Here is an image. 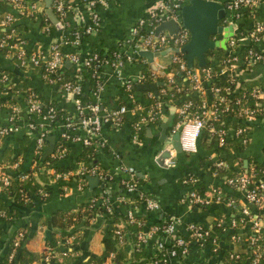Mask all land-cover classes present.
I'll return each instance as SVG.
<instances>
[{"label": "crops", "instance_id": "obj_1", "mask_svg": "<svg viewBox=\"0 0 264 264\" xmlns=\"http://www.w3.org/2000/svg\"><path fill=\"white\" fill-rule=\"evenodd\" d=\"M22 1L27 5L35 3L36 8L30 10L28 6L20 7L9 2L0 1V28L1 30H6L7 27L12 28L16 39L22 43L25 49L39 50L45 57L49 54L50 45L54 40L72 33L77 27L89 21V9L81 0H66L67 11L62 18L55 12L52 0ZM158 1L103 0L96 5V11L100 18L99 27L95 33L89 36L93 38L94 42H83L81 47L65 44L62 50L64 53H70L80 49L82 55L91 53L95 49V45L104 50H117L124 57L120 67L124 77L136 78L142 73L147 75L148 79L134 82L132 86L135 101L147 109L151 103L161 100L163 102L162 115L156 121L143 124L136 140L133 138V121L137 117V113L130 110L125 113L119 126L114 127L112 124L103 126L102 134L108 141L109 149L96 151L94 163L89 162L88 164H94L98 167V170L109 173L106 178L101 177L98 173L88 174L97 176L98 179L89 181L86 176L82 188H78L75 175L71 176L66 188H63V183L59 185L54 181L47 182V186L51 187L48 199L37 202L32 207L20 205L12 197L5 196L0 186V202L9 209L15 210L11 220L4 222L2 225L0 262L3 258H6V255L4 256V242L7 234L13 228L21 227L23 232H25V229L28 231V236L23 240L22 247H26L36 255L33 264H111L110 256L105 257L102 261L106 242L117 240L113 226H110V220L106 218L109 211L105 204L109 202L113 208L123 211L131 210L143 219L144 238L140 240L139 246L143 255L150 258L144 264H249L250 259L248 257L244 258L243 261L232 260L227 262L226 259V257H230V253L229 256L225 255L229 250L230 252L248 253V250L242 247V240L236 241L231 234L229 235V232L235 229L229 223L230 217L235 216V212L232 208L221 203H212L209 208L191 203L189 191L192 184L186 182L185 177L192 175L197 178L196 183L205 182L208 186L211 184L221 186L224 191L240 203L248 204L253 215L259 217V224L262 226L264 222V203L258 207L247 203L244 193L225 183L224 175L218 176L212 166L215 159L223 156L230 159L240 156L243 159L242 165L249 170L255 167L256 164L264 166V113L250 122L247 132L248 139L246 141L239 139L238 145H231L228 151L218 152L215 148L204 146L201 143V136L198 138L196 151L189 152L182 148L180 151L175 150L173 142L175 141L176 129L179 127L178 101L173 98L172 93L164 94L161 91L163 87L168 86V73L172 72L170 70V54L166 52L156 55L150 61L148 57L140 53V50L133 51L132 46L125 43L132 27ZM185 1L187 0H183V2ZM217 1L227 6L230 0ZM252 7L254 9L251 14L244 17L240 16L236 21L232 19L231 11H227L226 8V15L225 18L221 19V23L223 27L231 28L218 32L213 37L217 40L224 38L226 45L229 37L236 32L239 33V30L242 31L241 28H251L256 22L264 25V0H259ZM246 8L249 7L243 6L241 10L243 11ZM48 10L55 13L56 22L47 13ZM7 14L11 15L12 18L8 25H3L1 21ZM238 21H242L244 25L241 28L238 26L239 30L235 27V23H238ZM46 26L49 27L48 30L45 29ZM230 30L231 35H224V33H229ZM247 44L246 39H239L236 49L238 51L244 49ZM258 45L264 51V37ZM227 51H229L228 48ZM163 55H166L167 58ZM74 67L75 64L66 58L58 73L54 72L45 76L43 69L39 66L20 67L12 56L0 48V100L11 104L16 103L19 106V114L24 116L27 91H33L43 105L56 103L65 110L74 112V95L63 89L59 79L61 72L71 73ZM229 73L235 74L240 85L245 80L255 82L252 87L259 89L264 105V63H255L251 67H241V69L236 68ZM3 74L8 77L6 82L1 80ZM98 74L102 81L100 101L104 107L110 109L124 103L133 104L128 98V91L122 85L121 78L116 75L110 64L102 65ZM180 74L183 75L182 72ZM223 75L225 73L218 74V77ZM143 83L155 84L157 92L155 93L150 88L137 87V85ZM205 84L208 86L209 81H206ZM6 85L11 86L8 92L3 91ZM11 106L10 104L0 103V125L6 124L12 117L13 110L10 108ZM229 126L233 125L230 123ZM60 129H52L49 133L56 131L58 133L56 140L62 139L59 135ZM23 135L25 136L24 139H22ZM210 140V136H207L206 141ZM64 144L65 151L61 157L57 158L58 163L63 165L65 170L74 172L78 165L85 161L83 158L85 145L72 139H66ZM34 145L35 133L33 131L29 133L27 128L22 125L18 130L1 137L0 161L3 159V152L9 147L12 151L11 155L17 157V161H15L17 164L15 165L14 162V166H18V172L30 171L37 164ZM164 151H169V153L162 164L159 158ZM115 152L118 156L114 154ZM118 164H127L135 168L136 174L141 178V190L157 202V207L150 208L144 201L140 200H136V203L133 204L131 199L134 194L127 193L122 183L124 174L114 171V167ZM0 166L4 167L3 161L0 162ZM236 168L238 170V167ZM6 170L10 171L9 168ZM94 200L102 203L104 210L97 212L88 224H85L82 218L79 225H76V223L75 225L71 224L64 231L58 226H54L52 229L48 220L54 213H57L58 218H63L66 221V215H75L81 209L82 204ZM214 207L221 210L219 216L213 214ZM222 216L225 217V229L224 232L220 230L216 233L217 239L213 244L203 245L193 241L189 245L186 256L182 257L184 259L173 256L163 259L154 258L158 250L159 235L151 233V227L157 220L174 217L177 220L176 231L186 235L188 222L198 221L211 226L212 229H218L219 227L215 225V222L218 217ZM51 229L52 231L55 230L54 235L57 236L56 249L67 248L66 236L73 237L74 248L71 250L68 247L67 250L71 251L68 254L62 252V250L56 251L54 257L47 261L44 259V253L48 249L46 240L51 234ZM236 229L243 236L247 233L246 230L251 231L250 221ZM46 230L49 232L46 233ZM130 252L131 250L128 251L129 254ZM143 258V256H140L139 260ZM154 260L158 261L155 262ZM3 264L10 263L5 260ZM123 264H133V262L128 260Z\"/></svg>", "mask_w": 264, "mask_h": 264}, {"label": "built area", "instance_id": "obj_2", "mask_svg": "<svg viewBox=\"0 0 264 264\" xmlns=\"http://www.w3.org/2000/svg\"><path fill=\"white\" fill-rule=\"evenodd\" d=\"M2 1L19 5L20 7L28 6L30 10L36 8L35 3H29L27 5L22 0ZM81 1L89 9V21L83 27L82 32L91 35L95 33L100 24L96 5L103 0ZM258 1L259 0H230L226 8L227 11H232L235 9H241L243 6H253ZM52 4L57 15L62 18L67 11L66 0H52ZM182 4L183 0H159L157 4L150 7L146 15L141 17L132 27L130 35L125 40V43L130 44L133 51L142 49L152 51L166 50V52L170 54L171 63L177 64L178 69L189 79L190 88L196 89L201 96L200 103L196 106L192 99H186L177 106V114L179 117L178 126L181 127L179 140L180 146L183 150L189 152L196 151L198 138L205 127L208 128L210 133L217 135L218 145L225 144L227 139L232 137H240L242 141H246L248 139L247 132L250 127V122L264 113V105L262 103L259 89L257 87H252L248 91L243 90L234 101L230 102V99L223 93V89H229V86L210 85V83L207 86L205 83L206 81L210 82L212 78L218 77V74L225 73L223 76L231 77L234 82L233 90H239L240 83L237 77L235 74H230L229 72L234 71L236 68L241 69V67H251L255 63H264V51L258 45L262 39V36L259 33L264 31V25L260 22H256L249 32L243 33L239 30V25L236 22L237 24L235 23V27L239 30V33L236 32L233 36L229 37L226 44L229 53L223 58L224 65L216 72H214L211 66L197 67L195 64L193 66H188L184 57V52L181 51V47L189 40V30L186 27H180L177 33L174 34L165 30L158 34L155 32L156 25L163 19L172 18L180 22V8ZM236 15V18L238 19L240 17L238 16L239 14ZM11 18V15H5L1 24L8 25ZM45 29L48 30L49 27L46 26ZM74 33L75 35L72 38H68V36L65 35L54 40L50 45V52L46 57L39 50L25 49L22 43L16 39L13 29L0 33V48L4 49L5 52L12 56L20 67L28 68L39 66L43 69L46 76L54 72L58 73L66 58L75 64V69H79L80 65L89 64L96 59L97 54L95 52L87 55H82L80 49L70 53L63 52L62 47L65 44H72L75 47L80 45V32L75 29L73 31V34ZM242 38L246 39L248 44L245 47L247 48V51L244 54V59L242 61L243 64H240V56L237 54L240 50L238 51L236 49V45L238 40ZM123 60L124 57H122L121 53L114 50L111 59L106 58L101 60L96 63V67L100 68L104 64H110L114 68L116 75L121 78L122 85L128 91V98L133 103L132 105L124 103L115 108L107 109L104 107L100 101L102 81H100L94 92L96 96L95 100L82 104L79 97L81 84L79 82L65 80L59 75L63 89L67 92L73 93V100L75 103V111H68L70 114L66 116L65 121L60 122L56 127L61 128L59 135L62 138L80 141L84 145H92L96 152L101 149H109L108 141L102 134L103 126L106 124H112L114 127L119 126L127 111L130 110L131 112L137 113V117L133 121V138L135 140L138 139V133L143 124L156 121L162 115L163 102L161 100L151 103L147 109H145L142 104L135 101L134 93L132 91L134 82L144 81L148 78L144 73L139 74L136 78L124 77L120 70ZM98 72L99 70H96V75L99 77ZM168 74L167 83L170 84L175 82L174 73L169 72ZM1 78L2 82L8 80V77L5 74H3ZM10 88V85H6L3 91L8 92ZM177 89H180L179 85H177ZM161 91L164 94L168 93L166 87H163ZM25 102L24 116H22L19 114V106L16 103L11 104L0 100L1 104L12 105L10 108L13 110V115L10 120L6 124L0 125V139L2 136L16 131L24 125L29 133L30 131H35L34 152L39 155L46 147L45 136L50 130L56 129L55 125L50 124V121L55 115V107L51 104L43 105L33 91H27ZM87 110L88 113L86 112ZM232 116L236 117V119H240V121L245 124L235 126L222 125V123H225V121ZM212 121H217L218 124H215ZM64 151L65 145L60 143L56 150L54 149L53 156L59 158L63 155ZM114 154L118 156L116 152ZM16 164L17 162H15V165ZM214 166L226 168L228 167V162L222 158L215 159ZM1 169L2 166H0V185H7L10 183V177L1 172ZM41 169L43 168L41 167ZM48 170L53 173L54 179L61 178L65 180L69 179L72 175H75L77 177L78 188L84 186L88 174L98 173L103 178H106L109 175V173L98 170L96 165L91 163L88 164L85 161L81 162L74 172L69 170L56 171L50 164ZM114 171L124 174L122 183L127 193L139 197V200L144 201L150 208L158 206L153 198L141 190L140 183L136 178V170L133 166L118 164L114 167ZM254 172L255 167H252L248 174L242 173L238 175L224 176V181L233 188L241 190L244 193L247 203L258 207L264 203V171H262L257 184L249 185L251 177L254 176ZM20 178L27 179L28 174L23 173ZM196 179L197 178L192 175L187 176V178L185 177V181L192 184L191 190L189 191L190 202L198 206L221 203L222 205L232 208L235 212V216L230 217L229 223L235 229L243 226L247 221H250L251 232L254 234L249 239L254 254L252 262H256L260 256H264V247L262 248L264 244L260 243L255 245L257 240L262 239L260 232L261 229H264V222L263 225L260 226L259 217L253 215L249 205L240 203L236 198L224 191L221 186H210V191L207 194L202 195L194 187ZM62 186L63 188H66L68 183H64ZM40 191L43 195L47 194L46 190L42 189ZM131 200L134 204L137 199L132 198ZM105 206L108 211H111L113 208L109 202H106ZM127 212L129 217L132 218L134 214L133 211L128 210ZM0 215H5V211L1 210ZM224 219L225 217L223 216L218 217L215 225L219 228L225 229ZM164 221L165 223L162 226L154 223L151 227V233L158 234L157 230L159 228H162L164 232L159 236L157 241L158 250H165L163 251V256L160 257L161 259L168 256L185 257L190 242L192 240L199 242L200 239H204L210 235L212 229L211 226H207L201 222L190 221L186 226L187 234L183 235L176 231L177 220L174 217H169ZM139 223L140 222H138V224ZM114 232L119 240L123 241L124 233L122 230L120 228H115ZM22 237L23 231L19 230L12 240L11 250L7 255L9 263L13 259L17 247L21 244L20 241ZM67 237L68 236H66V246L67 248H71L73 237ZM232 237L236 241L242 239V235L239 232L233 233ZM138 238L142 240V238H144V233L139 231ZM213 241H215V239ZM167 244H170V246L167 247ZM66 251L62 252L67 254ZM52 252L53 250L48 247L47 251L44 253V259L50 261L51 257L55 254L52 255ZM110 256H113L112 252L110 253ZM238 256V252H230V257ZM154 261L157 262L158 260Z\"/></svg>", "mask_w": 264, "mask_h": 264}, {"label": "trees", "instance_id": "obj_3", "mask_svg": "<svg viewBox=\"0 0 264 264\" xmlns=\"http://www.w3.org/2000/svg\"><path fill=\"white\" fill-rule=\"evenodd\" d=\"M1 2H4L2 0H0ZM246 8L245 10H241V9H235L232 10L230 12V15L232 17L233 20H237V15L238 16H247L249 14H251V12H253L254 7H250ZM248 18H250L248 16ZM1 19V17H0ZM239 19V18H238ZM244 21V20H243ZM87 23L77 27L76 30H78L79 33V38H80V47L82 45L83 42H88L91 41L92 43L94 42L92 37H89L90 34L88 33H83V27L86 25ZM238 25L239 27H244L242 21H238ZM251 28H247V29H242L243 33H247L249 32ZM12 28L7 27L6 30H10ZM6 30H1L0 31L4 32ZM1 32V33H2ZM262 38L264 37V31L262 33H259ZM263 34V35H262ZM75 35V33H69L67 34L68 38H72ZM247 48L241 49L239 52H237V54L240 56V64H243V59H244V54L246 53ZM95 52L96 55V59H94L93 61H91L89 64H82L80 65L79 69H73V71L71 73H66V72H61L60 75L62 76L63 79L65 80H69L72 82H79L81 84V91L79 93V97L81 100L82 104L88 103L90 101H94L96 96L94 94L96 88L98 87L101 79L100 77H98L96 75V70H99L98 67H96V63L100 62L103 59L112 58L113 55V50L112 49H108V50H104L103 48H100L98 45H95V49L92 51ZM91 52V53H92ZM228 51L227 48L225 47H215L213 49L208 50L205 53V64L203 66H211L214 70V72H216L219 68H221L224 65V61L223 58H225L228 55ZM197 67H203V66H198L197 64H195ZM170 70L174 73V80L175 82L168 84L167 87V91L168 93H172L173 94V98L176 99L178 101V104H181L183 101H185L186 99H192V101L194 102V105L196 106L197 104L200 103L201 100V96L199 95L198 91L196 89L190 88V81L189 79L183 74H180V70L178 69L177 64L175 63H171L170 66ZM210 85H221V86H229V89H223V93L230 99V102L234 101L240 94L241 91L243 90H250L251 87L253 86V84L255 82H251V81H243L241 82L240 88L239 90H233L234 88V82L232 81V78L229 76H221V77H215L212 78V80H210ZM177 85L180 86V89H177ZM12 99V97H11ZM252 102V100H251ZM51 105H53L55 107V115L52 118V120L50 121L51 125H55V128L58 126V124L62 121H65L66 116L69 115L70 113L65 110L63 107L59 106L56 103H51ZM88 113V110L86 111ZM232 113V112H230ZM227 116V114H226ZM225 116V117H226ZM74 119V118H73ZM211 120V119H210ZM215 124H218L217 121H212ZM230 123L235 126V125H244L245 123H243L242 121H240V119H236V117H231L230 119H227L225 121V123H222V125H230ZM35 133V131H34ZM201 140H202V144L204 146H207L208 148H215L217 149L218 152L220 151H224L229 149V147L233 144L238 145L239 143V139L240 137H235V138H228L227 142L223 145H218L217 144V135L210 133L208 128L205 127L204 131L202 130L201 134ZM199 136V137H200ZM207 136H210L211 140L210 141H206L207 140ZM25 136L23 135L22 139H24ZM61 140V141H60ZM66 139L62 138L59 140H56L55 142V150L58 147V145L60 143H65ZM65 145V144H64ZM215 145V147H214ZM240 146V144H239ZM45 149H43V151L41 152V154H35L36 160H37V164L34 166V168L30 171H26V172H18V166H14V162L17 161V157L16 156H12V151L10 150V148L8 147L4 152H3V164L4 167H2L1 172L7 174L10 177V183L7 185H0L1 186V190L2 193L5 196H9L12 197L14 199V201L20 205H25V206H30L32 207L35 203L37 202H41V201H45L48 199V196L50 194V189L51 187L47 186V182L50 181H54L55 183L57 182L59 185H61L62 183H69V180L71 177H69V179H61V178H56L54 179V175L53 173L48 170L49 164L52 166V168H54L56 171H64L65 168L63 165H60L58 163V160L56 157L53 156V153L43 157V153H44ZM83 158L85 160L86 163L92 162L94 163V158H95V149L93 148L92 145H85V150L83 153ZM222 159H225L228 162V167L226 168H222V167H215L214 165L212 166V169L214 168L215 171L217 172L218 176L224 175V176H232V175H238V174H248L249 173V169L245 168L242 165V161L243 159L240 156H235L232 157V159L230 158H226V157H222ZM0 161V162H2ZM238 165V166H237ZM238 167V170L236 167ZM41 167L43 169H41ZM7 168L10 169V171L6 170ZM262 171H264V166H261L259 164L255 165V172H254V176L251 177V182L249 185L252 184H257V182L259 181L260 175L262 174ZM23 173H27L28 174V178L27 179H21L20 176ZM136 178L138 180V182L140 183V177L136 174ZM210 186H219L217 184H211ZM210 186H208V184H206L205 182H198L195 184V188L196 190L202 194L205 195L210 191ZM46 190L47 194L43 195L41 193L40 190ZM137 199L139 200V197L133 195V199ZM1 201V200H0ZM0 211L4 210L5 211V215H0V235L3 233V228L2 225L4 222L10 221L13 213L15 210L9 209L8 207H6L5 205H3L0 202ZM209 205H205L203 206V208H209L211 207ZM104 210L102 203H98L97 200L94 201H90L88 203H84L81 205V209L75 214V215H66V221L63 220V218H58L57 213H54L51 217L50 220H48L50 223V225L52 226V229L54 226H58L59 228H62L63 231L67 226H70L71 224L76 223V225H79V223L81 222V219L83 218V222L85 224H88L90 222V219H92L93 217H95V215L97 214V212H102ZM213 214H215L216 216H219L221 214V210L218 207H214L213 208ZM107 219H109V223L110 226H113V230H115V228H120L122 230V232L124 233L123 236V241H120L119 238L117 237V240L115 239L114 241H107L105 244V250L103 252L102 255V261H104L105 257L110 256V253H113V256H110V260H111V264H123L124 262H128V260H132L133 264H144L145 261L149 260L150 258H146L142 251L140 250V239L138 238V232H142L143 233V219L138 216V215H134L132 216V218L129 217L128 212L127 211H123V210H118L115 208H112L111 211L108 212ZM138 222H140L138 224ZM198 222V221H196ZM165 223L164 220L159 219L157 220V222H155V224H158L159 226H162ZM25 229V228H24ZM50 231V235L46 240V244H47V248L50 247L51 250H53L52 255L56 252V251H66L67 248L64 249H56L57 246V236L54 235L55 230ZM22 230L21 227L18 228H13L11 231H9V233L7 234L6 238H5V254L6 258H3L0 262V264H3V262H5V260H7V255L11 250V246H12V240L15 237L16 233ZM222 230V232H224V229L222 228H218V229H211L210 235H208L207 237H205L204 239H200L199 242L197 243H201L202 244H206L208 245L209 243L213 244L214 243V239L216 238V233L218 231ZM236 230V231H235ZM238 229H234L233 231L229 232V235L238 232ZM23 231V230H22ZM247 233H245L242 236V247L248 250L247 252H238L239 256L238 257H226L227 262H231L232 260L234 261H243L244 258L248 257L249 260V264H264V256H260L256 262H252L253 260V249L251 244L249 243V239L251 236H253L254 234H252V232L249 230H246ZM157 233L160 235H162L164 232L162 230V228H159L157 230ZM261 235H262V239L261 240H257L255 242V245L263 243L264 244V229H261ZM28 236V231L25 229V232H23V237L20 241V245L17 247L15 255L13 257V259L10 261V264H33V260L36 258L34 255V253L30 252L26 247H22V243L24 242L23 240L25 238H27ZM55 236V237H54ZM127 237V239H126ZM195 242V241H194ZM193 243V240L190 242V244ZM167 247L170 246V244L166 245ZM264 247V245L262 246V248ZM74 248V243L71 246V250H73ZM56 249V250H55ZM131 250L130 254L128 253V251ZM163 251L165 250H157V253L155 255L154 258H160L163 256ZM67 254L71 251H66ZM232 252V251H231ZM230 250L227 253L226 252V256H229ZM3 256V257H4ZM65 256V255H64ZM140 256H143L144 258L139 260ZM54 256L51 257V259ZM182 258V257H181ZM184 259V258H182ZM231 259V260H230ZM103 264V263H102Z\"/></svg>", "mask_w": 264, "mask_h": 264}, {"label": "water", "instance_id": "obj_4", "mask_svg": "<svg viewBox=\"0 0 264 264\" xmlns=\"http://www.w3.org/2000/svg\"><path fill=\"white\" fill-rule=\"evenodd\" d=\"M47 13L51 16L54 22L57 21L55 13L48 10ZM226 5L217 0H187L183 2L180 8V22L175 19H163L155 27V32L158 34L163 30H167L169 33H177L180 27H186L189 30V40L181 47V51L184 52V57L188 66L197 64L203 66L205 64V53L215 47H225V39L217 40L213 38V35L222 32L223 30H229L231 27H223L221 19L225 18ZM228 32V31H227ZM224 33V35H231ZM140 53L149 58L150 61L153 57L159 54L166 53V50L160 52H153L148 49L140 50ZM138 88H150L156 93L155 84L143 83L137 85ZM180 128L177 127L175 132V141L173 142L176 151L181 150L180 146ZM58 133L53 131L45 136L46 147L43 153V157L53 153L55 148L56 137ZM169 151H164L159 158V161L163 164L164 159L167 158ZM89 181H96L97 176L87 175ZM49 231L46 230V233Z\"/></svg>", "mask_w": 264, "mask_h": 264}, {"label": "rangeland", "instance_id": "obj_5", "mask_svg": "<svg viewBox=\"0 0 264 264\" xmlns=\"http://www.w3.org/2000/svg\"><path fill=\"white\" fill-rule=\"evenodd\" d=\"M170 56V55H169ZM163 57H166L167 58V56L166 55H163Z\"/></svg>", "mask_w": 264, "mask_h": 264}]
</instances>
